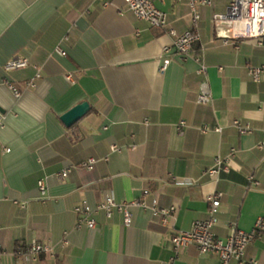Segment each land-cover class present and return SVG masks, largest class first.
Here are the masks:
<instances>
[{
	"label": "crops",
	"instance_id": "crops-1",
	"mask_svg": "<svg viewBox=\"0 0 264 264\" xmlns=\"http://www.w3.org/2000/svg\"><path fill=\"white\" fill-rule=\"evenodd\" d=\"M227 4L198 6L194 52L205 50L202 75L193 58L164 53L174 40L169 29L181 35L191 28L188 0L155 1L167 14L165 30L137 18L122 0L107 6L97 0H0V264H165L174 255V232L205 219L207 197L216 192L223 194L218 237L229 236L233 222L250 231L264 217V148H258L264 74L255 82L248 73L249 66L264 65V44L216 35L212 15ZM15 57L28 59V66L5 70ZM38 72L35 87L26 86ZM205 79L212 100L203 105L197 96ZM83 101L90 110L66 127L61 115ZM234 120L249 123L251 131L239 133ZM91 158L93 169L79 166ZM217 158L230 171L204 176ZM250 175L257 186L248 182ZM110 196L117 203L141 200L145 207H129V226L116 210L109 218L96 210L94 229L77 227L76 206L96 208ZM153 198L160 207H176L167 222L154 215ZM33 241L51 253L34 260L15 254ZM245 258L264 264V230ZM174 264H219V258L189 246Z\"/></svg>",
	"mask_w": 264,
	"mask_h": 264
},
{
	"label": "built area",
	"instance_id": "built-area-1",
	"mask_svg": "<svg viewBox=\"0 0 264 264\" xmlns=\"http://www.w3.org/2000/svg\"><path fill=\"white\" fill-rule=\"evenodd\" d=\"M101 1L103 5L107 6L112 3V0H97ZM127 9L132 11L137 18L149 23L151 27L165 30L167 26V14L155 5L157 0H122ZM216 0H188L191 9V28L179 35L176 30L169 29L168 33L174 37L170 46L164 47V53L170 56H176L180 60L193 58L199 64V73L205 75L207 67L204 64L206 56L205 50L200 49L198 53L194 52V45L200 41V33L198 22L200 14L198 6L212 7ZM212 22L216 35L224 41L238 40V39H254L258 44H264V0H228V4L224 12H216L212 15ZM170 59L164 60L162 70H165L170 63ZM29 61L26 58L15 57L8 61L4 66L5 70H15L28 66ZM222 70V68H220ZM248 73L253 81L259 82L264 74V65L249 66ZM41 77L38 72L34 79L26 82V86L35 87V79ZM15 97L21 96V91L15 85H10ZM212 100L211 90L208 81L205 79L200 85V90L197 96L198 104H209ZM5 117L0 113V127H3ZM234 127L239 133L244 134L251 131L249 123H242L239 120L233 121ZM184 121H180L178 130L183 133ZM220 131L219 127L213 128ZM202 132L207 133L211 128L207 125L202 127ZM258 148H264V138L258 144ZM114 150H119L117 146ZM235 149H232L234 151ZM6 149V152H9ZM96 164L94 158L81 163L79 166L87 170L93 169ZM74 166L65 168L60 176L67 178ZM230 168L227 161L222 158H217L214 166L204 172V176L210 178H219L221 175L228 173ZM174 182L184 184L182 179L174 178ZM250 185L257 186L258 181L253 175L248 177ZM38 187L41 195L46 194V185L43 180H39ZM144 195L149 194L148 190H144ZM223 194L216 192L207 197V217L205 219L196 220L191 229L185 231H176L172 235L171 241L173 245L174 255L170 261L165 264H174L179 250L189 246H196L203 254L216 255L219 258V264H229L230 261L236 260L241 264H261L255 259H246V248L250 245L264 230V217H259L252 230L244 231L237 227L235 222L231 223V232L225 239L216 235L214 228L218 224V214L221 206ZM131 205L145 207V203L141 200H134L132 202L117 203L113 197H107L96 208H92L87 203L78 205L74 208L77 215V227L86 226L89 229L96 227V221L92 217L93 212L102 210L106 217H111L113 211H118L123 215L124 224L129 226L131 224V213L129 207ZM152 211L154 215L162 217L164 222L170 217H173L176 212L175 206L160 207L157 198L152 199ZM52 251L51 247L33 241L28 246L19 245L15 254L17 256H24L27 259L34 260L41 255H48Z\"/></svg>",
	"mask_w": 264,
	"mask_h": 264
},
{
	"label": "water",
	"instance_id": "water-1",
	"mask_svg": "<svg viewBox=\"0 0 264 264\" xmlns=\"http://www.w3.org/2000/svg\"><path fill=\"white\" fill-rule=\"evenodd\" d=\"M90 110V105L87 101H83L70 110L61 115L60 119L66 127L73 126L78 122L83 116H85Z\"/></svg>",
	"mask_w": 264,
	"mask_h": 264
}]
</instances>
